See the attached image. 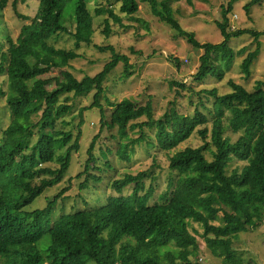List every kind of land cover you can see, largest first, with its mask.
<instances>
[{
	"label": "trees",
	"instance_id": "trees-1",
	"mask_svg": "<svg viewBox=\"0 0 264 264\" xmlns=\"http://www.w3.org/2000/svg\"><path fill=\"white\" fill-rule=\"evenodd\" d=\"M90 1L39 0L34 18L18 14L31 23L22 27L17 40L6 36L5 51L0 44V77L7 86L6 90L0 86V101L5 100L10 117L9 125L0 132V264H192L190 257L197 255L198 239L197 231L190 230L191 223L202 227V241L223 264H244L234 251L237 239L241 233L258 228L264 219V79L255 81L251 92L229 80L231 93L220 96L215 89L202 90L195 103L189 85L172 81V89H179L178 97L189 93L191 115L180 114L174 106L156 121L151 102L137 106L124 100L110 104L113 112L107 121L101 104L105 83L120 63L125 67L124 76L130 77L132 65L129 56L117 53L112 46L98 47L113 54L99 73L79 80L70 71L71 63L82 58V44L92 43ZM178 1L142 0L178 37L203 51L193 80L201 83L213 78L221 82L234 59L247 50L230 46L232 37L243 34L254 37L256 44L241 64L245 78H249L259 53L258 38L264 31H229L226 14L230 4L223 11V23L217 22L223 41L199 43L174 17L172 5ZM260 1L250 0L245 10ZM8 2L0 0V15ZM71 2L74 30L64 23ZM119 2L121 13L133 16L139 12L137 0ZM95 13L109 15L104 21L106 35L112 32V21L123 26L122 17L112 9L99 8ZM62 33L75 38V49H60L50 43ZM52 71L59 75L42 77ZM90 95L92 105L78 114V134L60 130V122L74 114L72 100ZM93 109L101 112V129L118 130L117 156L121 162L130 163L135 146L143 143L167 154L194 135L202 145L169 157L168 188L155 202L156 162L150 171L114 179L111 189L118 195H110L97 207L55 219L54 207L69 191L64 189L47 200L44 208L29 210L47 190L63 182L72 156L80 149L83 115ZM144 119L146 122L139 124ZM144 128L156 130L154 142L150 143ZM137 130L140 137L131 139L128 132ZM98 140L96 136L92 141L85 170L78 175H86L80 184L82 191L89 189L90 181L103 180L91 173L98 163ZM111 155V151L101 152L105 168L98 167L99 172L112 169ZM147 180L154 183L146 187ZM126 190L132 193L123 194ZM128 236L134 244L121 245Z\"/></svg>",
	"mask_w": 264,
	"mask_h": 264
},
{
	"label": "rangeland",
	"instance_id": "rangeland-1",
	"mask_svg": "<svg viewBox=\"0 0 264 264\" xmlns=\"http://www.w3.org/2000/svg\"><path fill=\"white\" fill-rule=\"evenodd\" d=\"M139 2V12L133 16H128L120 12L121 3L119 0H91L88 8L93 15L92 23V43L82 44L79 53L82 58L71 63L70 71L79 79L85 76H94L99 73L107 62L112 60V51L101 52L98 47L106 48L112 46L115 51L122 55L130 57L132 68L131 76L125 77V67L120 63L107 79L104 90V99L102 107L104 116L110 121L113 109L111 103L117 104L124 100H130L137 106H145L151 102L154 108V120L158 121L164 117L169 110L177 106L180 114L191 115L193 107L189 105V93L182 92L177 96L178 87L172 89L171 82H182L189 85L193 90L192 102H196L197 94L202 90H217L220 96L231 93L228 81L233 80L236 83L245 86L249 92L253 91L255 81L264 79V35L258 38L259 53L250 69V77L245 78L242 72L241 64L249 51H253L256 44L254 37L243 34L232 37L230 46L236 50L246 48V52L241 57H236L232 66L226 69L224 79L219 82L210 78L199 83L193 80L194 74L200 65L199 58L203 51L190 46L187 41L178 37L177 33L165 22H161L152 15L150 6L142 0ZM161 1V0H160ZM250 0H179L172 5L174 17L179 25L186 31L192 32L199 43L219 44L223 41L221 31L217 22L224 21L223 11L228 9L231 4V10L226 14L228 19L229 31L251 30L256 32L264 31V0L259 4L252 5L247 11L245 6ZM39 7V0H29L22 3L21 0H9L7 7L0 15V44L2 50L7 49L5 37L9 36L14 41L20 35L21 29L25 24L31 23V20H24L18 14L32 19L35 17ZM99 8L105 10L112 9L116 14L122 17L123 26L111 22V34L104 33L106 18L109 15L102 14L97 16L95 11ZM64 23L74 30L75 18L73 11V2L69 3L65 11ZM50 43L55 47L66 50L75 49V38L71 35L62 33L50 39ZM218 63L221 64L218 60ZM58 71H52L43 78L58 76ZM0 86L7 89L5 78L0 77ZM204 98V96H201ZM93 96L78 98L72 100L75 108L74 114L60 122L58 128L64 132H72L75 136L78 134L77 126L80 123L78 114L82 109L92 105ZM175 104V105H174ZM101 112L98 109L87 111L83 115L82 137L80 139V149L78 153L72 156L69 170L67 171L63 182L52 189L47 190L41 197L35 200L29 207V210L42 209L47 200L64 189L69 191L65 193L64 199L57 201L54 207L53 217L59 218L80 209L97 207L110 195H118L111 189V183L114 179L123 178L126 174L137 175L139 172L152 170L153 163L157 181L154 184L156 193L152 202L158 200L160 194L167 191L169 183V157L177 151L185 148H198L202 142L194 135L189 141L179 146L177 151L167 154L160 153L159 150L151 149L145 143L135 146L134 155L130 163L121 162L117 156L119 149L118 130L101 129ZM146 122V119L139 124ZM10 123L9 113L6 110L5 100L0 101V132ZM150 143L154 142L156 130L144 128ZM129 137L137 140L141 132L129 131ZM96 136L99 140L96 143L95 155L98 159L96 167L92 169L93 174L102 176L101 182H92L87 191H82L80 184L84 182V175L78 178V175L85 170V164L88 160V150ZM2 136L0 134V142ZM237 137L233 140L236 141ZM111 151L109 157L112 163V169L105 172H99L98 167L105 168L101 152ZM54 164V163H53ZM51 165L56 168L58 165ZM152 183H154L152 181ZM151 181H146V187L151 186ZM131 190H126L123 194H131ZM100 201V202H99ZM190 230H196L198 239L197 255L191 256L192 264H223V259L211 253L202 241L200 234L202 227L196 223L190 224ZM134 244L132 237H125L121 243ZM236 255L242 258L244 264H264V219L262 225L253 231L243 232L237 239L234 247Z\"/></svg>",
	"mask_w": 264,
	"mask_h": 264
}]
</instances>
